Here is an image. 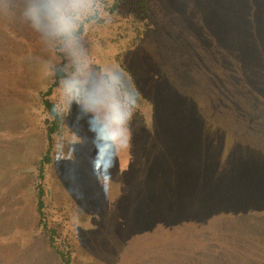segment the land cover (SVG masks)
Returning a JSON list of instances; mask_svg holds the SVG:
<instances>
[{
	"label": "rangeland",
	"instance_id": "rangeland-1",
	"mask_svg": "<svg viewBox=\"0 0 264 264\" xmlns=\"http://www.w3.org/2000/svg\"><path fill=\"white\" fill-rule=\"evenodd\" d=\"M217 1L150 0L155 18L166 25V31L169 28L172 32L167 40L164 38L162 41L171 56L169 59L159 56L153 59L148 52L138 57L137 61H130L128 66L133 69L134 75L140 76L145 82L152 80L153 74L158 76L172 72L169 77L173 84L187 83L189 101L199 99L197 111L206 123L202 130L211 131L213 139L222 140L221 161L225 162L239 138L243 142L251 140V144L262 147L264 151V137L250 132V129L260 132L259 122L253 123L250 120L251 116L248 110L243 109L244 99L239 96L238 90L235 93L236 103L230 102L224 89L219 93L218 86L221 88L227 82V76H222L218 66L208 61L210 54L203 56L202 62L207 60V67L206 63L188 62L186 57L181 60L182 51L175 44L180 33L188 32L193 25L205 30L210 27L223 35L235 34L240 29L241 15L250 12L251 0H231L237 9L233 7V11L225 13H215L211 8L212 2ZM184 2L193 3V10L190 11V5ZM253 2L262 3L263 8L259 13H264V0ZM121 11L123 14L117 23L124 28L125 22L130 23L132 16ZM12 21L13 26L7 29L8 32L23 34L24 42L27 40L29 44L25 45L23 39L16 40L0 30V42L5 43V46L0 45V175L7 181V188H0V264H264L263 207L253 201L249 203V209L238 213L229 207L222 210L228 205L216 207L220 204L217 203V213L211 220L208 219V223L191 221L178 210V216L175 217L176 205L172 197L177 194L182 203V195L184 197L185 194L182 190L173 189L170 182L167 184V165L163 161L164 157L162 159L161 140L159 143L155 134L140 129L137 126L139 119L134 115L130 148L124 152L117 150L114 166L108 172L101 173L93 162L95 153L88 142L90 133L87 124L77 112L76 106L72 114L65 117L66 120L62 119L59 138L57 134L53 135L54 164H49L43 183L47 182L50 196L47 213L52 221L51 227L65 228L62 232L64 236L69 235L73 229L78 245L76 250L71 248V237H68V245L62 257H59L62 250L59 254L56 247L55 250L48 249L46 241L51 240V236L45 238L41 234L43 224L37 233H34L35 229L33 231V226L35 228L38 223L34 210L36 204L33 201L36 188L32 183L34 180L26 174L31 168H23L26 162L38 157L44 140H47H43L42 131L38 134L33 129L26 110V105L31 104V90L28 86H33L37 78L17 73L16 69L23 71L20 65L24 56H17L12 72L9 62L15 57L14 52L19 53L27 47H30L32 55L36 53L30 58L33 62L38 60L51 65L55 55L43 51L46 42L18 14L13 16ZM243 21L246 23L245 17ZM254 24L256 30L264 32V21ZM204 36L207 35L188 34L189 50L193 51L199 39L204 40ZM91 40H97V36H92ZM148 46L154 49L151 43H147L146 48ZM172 46L176 47L173 49ZM214 46L219 49L224 47ZM100 49L103 50L102 46L97 45L98 52H101ZM211 51L214 49H210L209 53ZM195 66L199 67L198 73L192 69ZM182 75L185 83L181 80ZM191 75L193 78L189 77ZM160 83L158 81L154 86H147L148 90L156 92L158 98L163 94ZM168 96L175 101V96ZM143 108L150 120L152 107L143 104ZM185 111L193 112L190 106ZM178 112L185 113L182 109ZM12 116L18 117L17 121ZM164 117L166 114L162 119ZM257 119L261 121V118ZM11 121V125H8ZM258 138H262L261 141ZM47 144L48 141L45 147ZM211 147L208 149L211 153L203 157L204 162L198 163L192 158L189 167L194 165L205 168L212 163L215 155ZM208 177L213 176L208 174ZM32 233L39 235L35 241L31 237Z\"/></svg>",
	"mask_w": 264,
	"mask_h": 264
},
{
	"label": "trees",
	"instance_id": "trees-1",
	"mask_svg": "<svg viewBox=\"0 0 264 264\" xmlns=\"http://www.w3.org/2000/svg\"><path fill=\"white\" fill-rule=\"evenodd\" d=\"M133 2L135 3V0H98L96 10L84 19L77 37L79 45L95 63L116 64L123 68L126 66L125 69L134 77V82L142 98V102L140 101L135 113V116L139 119L137 126L148 134H155L159 139V143L161 140L163 144L162 159L164 157L163 161L167 165V184L170 182L169 185L173 189L182 190L185 196L190 197L193 194L192 198L183 197L182 195V203L177 194L174 198L172 197L173 204L176 205L175 217L178 216L176 213L178 210L191 221L208 223V219L211 220L217 213L218 209L215 208L217 203L220 204H217L216 207L224 204L228 205L222 210H227L229 207L232 211L238 213L249 209L248 205L253 201L259 207L264 208V151L262 147L260 149L251 144V140L243 142L239 138L238 142L230 149L226 161H221L222 140L213 139L214 136L211 131L202 130L203 125H206V123L197 111L199 99H196L195 102L193 99L189 101L187 96L189 86L186 85L187 83L173 84L169 77L173 74L172 72H165L163 75L159 74L158 76L153 74L154 78L149 82H145L140 76L134 75L133 69L129 68L130 61H137L138 57L145 56L148 52L153 59L157 56L169 59L171 56L168 49H166L165 42L162 41H164V38L167 40L172 32L169 28L166 31V25L158 22L155 18L150 7V0H137L136 4H133ZM12 3L13 0H0V30H4L16 40L23 39V43L28 45L27 40L24 42L23 34L16 35L14 32H8L7 30L11 25L13 26L12 19L14 15L10 9ZM184 4L190 5L189 10H193V3L184 2ZM261 4L253 2V0L249 2L250 12L241 15L240 29L235 34H218L219 32L216 29L208 27L205 30L202 27L193 25L188 32H181L180 37L175 42L179 47L178 49L182 51L181 60L186 57L188 62L206 63V65L204 64L206 67L209 61L218 66L222 76H227V82L225 81L221 88L218 86L219 93L224 89L230 102L236 103L235 93L239 92V96L244 99L243 109L249 111L250 120L253 123L259 122L260 132L256 129H250V132L259 133L258 137H264V32L256 30L254 23L264 21L262 20L264 16H260L264 13H259L263 8ZM233 7L237 9L231 0H218L216 3L212 2L211 4V8L215 13L233 11ZM121 9L127 16H132L130 23L129 21L125 22V29L117 23L119 16L123 14ZM243 16L246 23L243 21ZM254 16L260 20L256 21L257 18H253ZM190 33H205L207 35L204 36V40L199 39L200 41L196 43L193 51L189 50L187 43V35ZM92 36H97V40H91ZM216 39L219 40L216 41ZM147 43L154 45V49L149 48V46L146 48ZM0 45L5 46V43L0 42ZM94 45L95 48H93ZM97 45L102 46L103 50L100 49L101 52L97 51ZM214 45H223L224 47L219 49ZM45 46L46 48L43 51L55 55L51 65L44 63V61H31L30 58L32 59V56L36 53L34 52L32 55V51H29L30 47L19 53L14 52L15 57H12L9 63L12 72V65L17 62V56H24V61L20 65L23 71L16 69L17 73H25L32 78L33 76L37 78L33 86H28V89L31 90L29 94L31 104L26 105V110L33 129L38 134H41L42 131L43 140L45 138L47 140H44V146L38 157L31 162H26L23 168H31L26 174H29V179L34 180L32 183L36 188V196L33 201L36 204L34 210L38 217V223L35 228L33 226V231L35 229L34 233H37L43 224L41 234L45 238L51 236V240L46 241L48 249L55 250L56 247L59 254L62 250L63 252L60 255L58 254L59 257H62L65 252L64 248L68 245V237H71V239L69 238V246L75 248V250L78 245L77 237L74 235L73 229L69 235L65 234L66 236H64L62 232L65 228L51 227L50 222L52 221H50V216L47 213V202L50 196L47 190V182H43L46 179L49 164L53 163V135L57 134L56 137L60 135L62 122V120L58 122L52 119L50 113L57 100V90H59L61 81L74 71V55L70 47L65 48L60 44L51 42H46ZM175 47L172 46L173 49ZM212 48L214 51L209 53ZM149 49L152 50L147 51ZM207 54H210L208 61L205 59L206 61L202 62L204 60L203 56L205 57ZM202 66L203 64L199 67ZM199 67L196 68L195 66L192 69L198 73L199 70L197 69ZM213 76L216 75L213 74ZM182 77L181 80L185 83V77L183 75ZM189 77L193 78L192 75ZM158 81L163 86V90H161L163 94L159 98L155 94L156 92L147 88V86H154L153 84ZM168 95L175 96V101L170 99ZM39 96L41 97L39 98ZM8 103L9 101L6 104ZM143 104L152 107V118L150 120L146 116L147 112H144ZM189 106L193 112L185 111ZM74 108L75 105L69 110L70 113ZM180 109L185 113H179ZM23 112L25 111L23 110ZM165 114L166 117L162 119ZM257 118H261V121ZM15 119L17 121L18 117H15ZM11 123L12 121L8 125H11ZM133 125L131 124V126ZM261 139L258 138V141H261ZM46 141H48V144L45 147ZM210 147L215 155L212 159L213 162L207 164L205 168H197L194 165L190 168L189 162L192 158H195L198 163L204 162L203 157L211 153L208 150ZM197 150L199 151L198 156ZM208 174H212L213 177H208ZM0 188H7V181L4 180L2 175H0ZM201 200H208V202L203 203ZM36 236L39 235L32 233L33 241L37 239ZM65 238L67 239L65 240ZM39 239H41V236ZM62 262L64 263L63 260Z\"/></svg>",
	"mask_w": 264,
	"mask_h": 264
},
{
	"label": "clouds",
	"instance_id": "clouds-1",
	"mask_svg": "<svg viewBox=\"0 0 264 264\" xmlns=\"http://www.w3.org/2000/svg\"><path fill=\"white\" fill-rule=\"evenodd\" d=\"M98 0H13L10 9L44 42L71 48L74 71L61 81L51 118L61 121L75 105L87 124L101 173L114 165L116 152L131 146V124L141 94L130 74L116 64H97L79 45L77 33ZM54 113V114H53Z\"/></svg>",
	"mask_w": 264,
	"mask_h": 264
},
{
	"label": "water",
	"instance_id": "water-1",
	"mask_svg": "<svg viewBox=\"0 0 264 264\" xmlns=\"http://www.w3.org/2000/svg\"><path fill=\"white\" fill-rule=\"evenodd\" d=\"M65 119V118H64ZM64 119H63V121H64Z\"/></svg>",
	"mask_w": 264,
	"mask_h": 264
}]
</instances>
